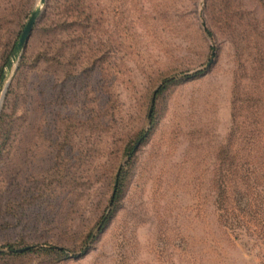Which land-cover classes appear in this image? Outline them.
Masks as SVG:
<instances>
[{
	"label": "rangeland",
	"instance_id": "1",
	"mask_svg": "<svg viewBox=\"0 0 264 264\" xmlns=\"http://www.w3.org/2000/svg\"><path fill=\"white\" fill-rule=\"evenodd\" d=\"M39 5L0 0V264H264V0H45L8 75Z\"/></svg>",
	"mask_w": 264,
	"mask_h": 264
},
{
	"label": "water",
	"instance_id": "2",
	"mask_svg": "<svg viewBox=\"0 0 264 264\" xmlns=\"http://www.w3.org/2000/svg\"><path fill=\"white\" fill-rule=\"evenodd\" d=\"M45 0H40V5L37 6V8L33 11L29 21L27 22L22 34H21V37L14 49V53L12 55V59L9 61L8 63V75L10 73V70H11V67L13 65V63L15 61H17L19 58H20V55H21V52L27 42V40L29 39L30 35H31V32L33 30V27L35 25V22L39 16V13H40V10H41V6L42 4L44 3ZM3 96H4V93L1 94L0 92V107H1V104H2V100H3ZM151 114H152V109L150 110V117H151ZM29 247H26V248H21V249H18L19 251H23L25 249H27Z\"/></svg>",
	"mask_w": 264,
	"mask_h": 264
},
{
	"label": "trees",
	"instance_id": "3",
	"mask_svg": "<svg viewBox=\"0 0 264 264\" xmlns=\"http://www.w3.org/2000/svg\"><path fill=\"white\" fill-rule=\"evenodd\" d=\"M255 20V19H254ZM253 26V28H252V30H253V34H251L250 36H251V38L252 37H258V36H260L261 34H264V32H260L259 31V28L257 27V26H259L258 24H253L252 25ZM261 46H259L258 47V49H257V52H260V54L261 55H255V56H258V57H255L254 59L255 60H257V61H264V44H261V43H259ZM258 54V53H257ZM117 197V188H115V192H114V195H113V199H112V202H114L115 201V198ZM28 249H33V246H31V247H29V248H27L26 250H28ZM18 251V250H17Z\"/></svg>",
	"mask_w": 264,
	"mask_h": 264
}]
</instances>
